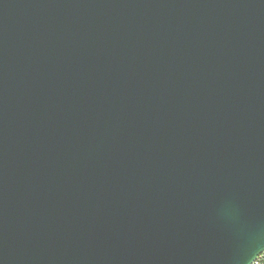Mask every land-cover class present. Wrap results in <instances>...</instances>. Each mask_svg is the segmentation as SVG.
<instances>
[{"label": "water", "instance_id": "1", "mask_svg": "<svg viewBox=\"0 0 264 264\" xmlns=\"http://www.w3.org/2000/svg\"><path fill=\"white\" fill-rule=\"evenodd\" d=\"M262 251L264 0H0V264Z\"/></svg>", "mask_w": 264, "mask_h": 264}, {"label": "built area", "instance_id": "2", "mask_svg": "<svg viewBox=\"0 0 264 264\" xmlns=\"http://www.w3.org/2000/svg\"><path fill=\"white\" fill-rule=\"evenodd\" d=\"M251 264H264V251H262Z\"/></svg>", "mask_w": 264, "mask_h": 264}]
</instances>
